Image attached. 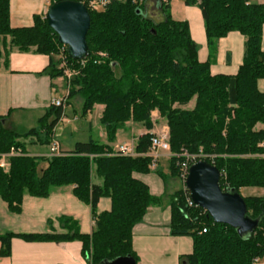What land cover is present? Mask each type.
I'll return each instance as SVG.
<instances>
[{"label":"trees","instance_id":"16d2710c","mask_svg":"<svg viewBox=\"0 0 264 264\" xmlns=\"http://www.w3.org/2000/svg\"><path fill=\"white\" fill-rule=\"evenodd\" d=\"M56 1L62 0L52 3ZM73 1L84 3L91 16L86 58L78 60L69 55L44 15H35L32 26L13 28L10 0H0V59L6 63L12 49L55 57L63 48V58L79 71L70 82L66 104L80 95L83 114L96 104L104 105L101 122L108 141H115L118 130L132 122L147 130L136 144L138 153H147L154 135L152 112L157 110L169 127L172 175L178 176L177 162L184 152H202V158L221 171L223 189L264 190V129L256 128L264 124V92L258 88V80L264 78V4L249 0H185L201 9L212 51L232 31L245 37L238 72L214 75L211 60L201 62L198 58L199 47L188 21L173 18L170 0H158L155 16L147 12L146 0H106L99 9L90 6L99 0ZM61 61L60 57L52 60L47 68L52 78L62 75ZM192 100L194 107L186 108ZM64 108L50 106L39 128L26 132L0 129V155L9 153L12 147L20 152L10 157L8 171L0 169V197L11 212L20 213L26 194L46 197L54 188L73 185L75 195L91 207L93 231L82 233L78 222L67 217L62 233H0V256L11 254L15 237L26 241L79 240L90 264H106L126 255L138 264L133 228L160 200L136 176L151 172V157L114 154L108 143L94 140L78 142L67 153L30 154L23 140L39 137L45 131L41 144L50 146ZM44 161L48 166L40 169ZM94 174L102 184L93 183ZM102 197L111 199V209L98 212ZM244 199L250 217L264 214V195ZM171 211L172 234L193 239L192 253L183 257L186 264H255V258H264V215L252 237L243 239L236 229L215 222L201 207L188 206L183 189L171 197Z\"/></svg>","mask_w":264,"mask_h":264},{"label":"crops","instance_id":"0c3cea01","mask_svg":"<svg viewBox=\"0 0 264 264\" xmlns=\"http://www.w3.org/2000/svg\"><path fill=\"white\" fill-rule=\"evenodd\" d=\"M249 2L264 4V0H249ZM51 3L52 0H10L11 26L13 28L32 26L35 15L45 16ZM169 3L173 18L188 21L191 36L199 47V60L201 62L211 60L210 70L214 75H235L243 62L245 37L238 31H232L222 37L216 44V51H212V46L208 43L201 9L196 5L186 4L185 0H170ZM157 4L158 0H146L147 12L150 15L157 14ZM262 49L264 50V26ZM56 59V56L52 57L34 51L20 52L16 49H12L6 63L4 58L0 59V129L26 132L39 128V121L52 106V99L65 96L66 82L61 76L52 78L47 69L51 61ZM258 88L264 92V78L258 80ZM71 104L69 102L65 105L64 114L51 136V139L59 141L61 152H71L78 142L89 140L108 143L115 150L116 146L123 143L132 142L136 145L138 138L147 132L141 125L129 122L118 130L116 141H108L107 129L101 122L105 107L96 104L89 113L96 111V120L100 121L97 138L92 136L93 127L97 122L81 121L75 131L86 132V140L71 138L63 144L56 136L59 124L80 121L79 116L74 115L71 118L68 115L66 108ZM190 104L186 108H193L195 100L192 107H189ZM158 118L162 120L159 112L154 110L152 120H158ZM256 128L264 129V124L260 123ZM159 130L154 126L151 132L156 134ZM69 132L73 137V131L69 130ZM39 137L30 136L24 139V142L30 146V150L27 151L36 156L51 155L49 145L48 150H40L45 131L40 132ZM47 166L48 162L44 161L40 169H45ZM136 176L149 185L154 196L160 198L158 204L151 206L143 220L133 228V247L139 257L138 264H186L183 257L192 253L193 239L190 236H174L171 232V197L176 191L182 189V180L172 174L170 177L166 176L158 171V167L150 173ZM93 183L102 184V179L94 174ZM241 195L243 197L262 196L264 191L258 195ZM111 205L109 197H102L98 203V212L110 210ZM67 217L78 222L82 233L90 234L93 231L91 207L75 195L73 185L54 188L46 197L26 194L20 213L11 212L8 204L0 197V233H62L66 231L64 225ZM0 264H90V262L82 254V242L79 240L26 241L15 237L11 240V254L0 256ZM256 264H264V259Z\"/></svg>","mask_w":264,"mask_h":264},{"label":"water","instance_id":"95a60500","mask_svg":"<svg viewBox=\"0 0 264 264\" xmlns=\"http://www.w3.org/2000/svg\"><path fill=\"white\" fill-rule=\"evenodd\" d=\"M45 18L58 35L59 43L67 46L72 58L82 60L88 56L86 36L91 26V16L84 3L73 0L53 2ZM220 180L221 171L217 166L206 160H199L190 166L185 185L192 201L215 222L230 225L243 239L252 237L264 214L257 218L250 217L241 193L234 188L223 189ZM105 263L137 264L130 255L119 256Z\"/></svg>","mask_w":264,"mask_h":264},{"label":"built area","instance_id":"2783aa9c","mask_svg":"<svg viewBox=\"0 0 264 264\" xmlns=\"http://www.w3.org/2000/svg\"><path fill=\"white\" fill-rule=\"evenodd\" d=\"M135 1L142 3L145 0H135ZM106 3H107L106 0H99V1L92 2L90 4V6L93 9H99L102 6H104ZM102 55H104V54L102 53ZM59 67L64 72V76L66 77L65 82L67 83V92H66L64 97L53 98L52 99V105L57 106V107H59V106L65 107L66 101H67V96H68L69 91H70L71 78L74 77L75 75H77L78 72H76L69 65V63L66 61L65 58L62 59ZM49 148H50V154L51 155L61 153L59 141L56 139H53L51 141ZM19 153L20 152L18 150H16L14 147H12L9 153L0 155V169H3L4 171H8L10 168V164H11L10 163V157L13 155L19 154ZM113 153L114 154H120V155H126V156H138V155L149 156V157H151V163H150L149 167L151 170H155V169H157L159 159L163 155V153H167L168 156L172 155L171 146H170V142H169V129H168V127L165 126V127H163V131L161 133H158V134L156 133L153 135V137L151 139V147L147 153H142V154L138 153L136 151V145L132 142L123 143V144L116 146ZM182 156H183V158L177 162V166L179 168L178 177L184 183L183 190L186 193L187 205L190 207H193V206L197 207V205L192 201V199L190 197V193H189V191L185 185V180L188 176L190 166L193 163H195L199 160H202L203 156L200 154H190L187 152H184L182 154ZM206 231H207V229H203V232H206ZM259 261H261L260 258L254 259L255 264L258 263Z\"/></svg>","mask_w":264,"mask_h":264},{"label":"rangeland","instance_id":"374dc122","mask_svg":"<svg viewBox=\"0 0 264 264\" xmlns=\"http://www.w3.org/2000/svg\"><path fill=\"white\" fill-rule=\"evenodd\" d=\"M64 49L61 48L60 49V54L57 57V59L60 57V59L64 57V53H63ZM61 64V63H60ZM76 72H79L78 69H74ZM63 72V71H62ZM75 77V76H74ZM61 78L63 79V81H65V76H64V72L62 73L61 75ZM73 79V77L71 78V80ZM66 86H67V83H66ZM74 98V99H73ZM73 98H71V100H69V102H71V106L70 107H67L66 110H67V113L68 115L72 118L74 115H77L80 117V121L79 122H72L70 124H59L58 128H57V138L60 139L63 144L65 142H68L71 138H74L75 140H86V137H85V134L86 132H81V131H75L76 127H78L80 125V122L81 121H87V123L92 120L94 123L97 122L95 125H94V131L92 133V136L94 138H97L96 134H97V131H98V124L100 123V121L97 119L96 120V111H93L92 114H90L89 112L87 114H83V109H82V99L80 95H75L73 96ZM68 102V103H69ZM194 105V100H192L191 104L189 107H192ZM165 120H161L158 118V120H153V122H155V128L157 130H159L158 133H161L163 131V125L166 126L167 123L164 122ZM32 126H36V125H32ZM105 126V125H104ZM168 127V125H167ZM169 129V127H168ZM69 130L73 131V137H71V133L69 132ZM24 141V140H23ZM116 141V140H115ZM42 147L40 148L41 151H46L48 150V145H41ZM26 148L27 150H30V146L26 143ZM32 150V149H31ZM197 154H200V155H204L202 152H199ZM204 160V159H202ZM158 167V171L165 174L166 176H169L170 177V166H169V156L167 155V153H163V155L160 157V162L158 163L157 165ZM181 187L183 189L184 187V183L181 182ZM263 188L261 187H245L244 189L241 188V191L240 193L243 194V195H246V194H262L263 193Z\"/></svg>","mask_w":264,"mask_h":264}]
</instances>
